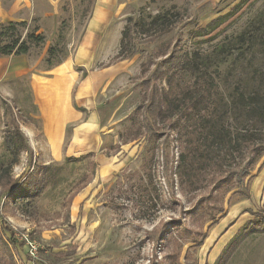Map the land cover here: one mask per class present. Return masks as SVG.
I'll list each match as a JSON object with an SVG mask.
<instances>
[{"label":"rangeland","instance_id":"obj_1","mask_svg":"<svg viewBox=\"0 0 264 264\" xmlns=\"http://www.w3.org/2000/svg\"><path fill=\"white\" fill-rule=\"evenodd\" d=\"M239 1L0 0V23L24 22L22 36H44L25 54L0 56V157L14 118L28 148L10 177L20 183L38 165L59 176L18 204L0 186L4 264H264V231L247 227L264 217V153L243 175L250 154L227 151L185 110L159 119L153 133L135 124L157 63L174 51L209 53L264 7L248 0L209 36L194 35ZM129 21L135 53L118 58ZM61 28L63 58L47 67ZM220 71L209 88L216 99ZM160 74L150 85L162 91L167 78L182 88L194 80L177 66ZM222 126L231 139L242 133L235 120ZM253 130L264 138L263 127Z\"/></svg>","mask_w":264,"mask_h":264},{"label":"trees","instance_id":"obj_2","mask_svg":"<svg viewBox=\"0 0 264 264\" xmlns=\"http://www.w3.org/2000/svg\"><path fill=\"white\" fill-rule=\"evenodd\" d=\"M247 1L240 0L227 13L194 30V35L209 36L222 24L237 16ZM24 24L16 21L0 23V56L25 54L32 45L44 42V36L35 31L26 32L22 36L19 27ZM141 30L146 32L145 29ZM131 34L129 21L122 32L118 58L129 57L135 53L134 49H130ZM64 36L63 29H59L55 43L48 47L45 57L47 67L61 62L63 57L58 51L63 48L61 43ZM174 52L169 58L163 59L162 65L157 63L150 76L144 80L145 88L149 91L148 98L146 105L136 106L135 124L138 123L139 129L145 133H153L159 119L185 110L188 120L199 119L202 130L227 151L242 150L250 154L240 169L243 175H247L250 167L264 153V145H261L264 138L258 137L253 130L255 127L264 128V7L250 18L244 28L214 45L209 53L186 55L181 51ZM167 65L182 68L183 74L187 72L193 77L191 87L182 88L179 83L173 84L170 78H167V87L163 91L155 83L150 85V81L159 78L161 69ZM221 67H224L223 71H220ZM219 71L223 74L220 80L224 91L216 99L209 88L213 83L212 73L218 74ZM3 109L6 113L9 106L4 105ZM225 118L235 120L241 126L242 133L237 132L231 139L230 133L224 131L222 126ZM1 147L4 155L0 157V186L8 185L15 192L12 195L15 203L18 204L21 199L34 201L47 185L55 184L59 180L56 167L43 165H38L36 172L29 173L20 183L10 177L12 166L18 162L19 154L28 148L27 140L14 118L3 129ZM247 227L264 231V217L255 222L249 221ZM11 237L7 243L14 240ZM0 264H4L1 259Z\"/></svg>","mask_w":264,"mask_h":264}]
</instances>
